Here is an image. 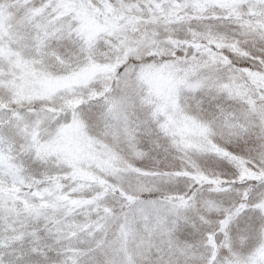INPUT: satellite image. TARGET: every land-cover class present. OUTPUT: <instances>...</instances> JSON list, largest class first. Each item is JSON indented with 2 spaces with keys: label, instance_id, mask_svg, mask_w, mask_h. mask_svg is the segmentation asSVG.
<instances>
[{
  "label": "snow or ice",
  "instance_id": "snow-or-ice-1",
  "mask_svg": "<svg viewBox=\"0 0 264 264\" xmlns=\"http://www.w3.org/2000/svg\"><path fill=\"white\" fill-rule=\"evenodd\" d=\"M0 264H264V0H0Z\"/></svg>",
  "mask_w": 264,
  "mask_h": 264
}]
</instances>
